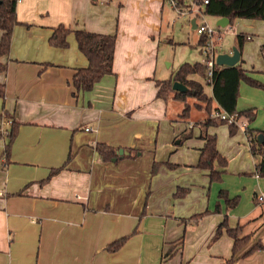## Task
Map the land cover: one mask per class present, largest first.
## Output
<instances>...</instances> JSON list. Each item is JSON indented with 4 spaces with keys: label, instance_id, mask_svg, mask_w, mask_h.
Wrapping results in <instances>:
<instances>
[{
    "label": "crops",
    "instance_id": "1",
    "mask_svg": "<svg viewBox=\"0 0 264 264\" xmlns=\"http://www.w3.org/2000/svg\"><path fill=\"white\" fill-rule=\"evenodd\" d=\"M191 6L184 0L179 12L167 0H17L19 22L8 54L0 56V126L9 127L6 118L17 123L7 157V137L0 134V264H226L232 237L222 227L213 238L223 219L211 211L219 187L241 192L226 222L249 234L243 249L264 242V209L255 197L264 177L253 170L245 129L229 132L225 123L204 129L216 135L226 158L225 166L214 165L222 180L210 182L208 170L196 166L205 109L193 96L174 99L172 87L166 99L156 96V81L166 77L158 47L180 44L172 36L181 17L196 34L190 47L201 53ZM207 15L221 35V52L231 51L237 33L250 35L240 65L264 82V19L220 26L219 16ZM58 24L70 30L64 47L48 42ZM78 28L115 34L112 72L89 90L72 84L76 68L87 64L73 34ZM199 76L190 75L210 95ZM235 107H255L248 125L264 130V89L240 80ZM185 130L191 135L181 138ZM99 142L116 147V156L102 159ZM246 179L249 187L241 191ZM204 209L210 210L191 218ZM122 236L119 248H106ZM235 264H264V249Z\"/></svg>",
    "mask_w": 264,
    "mask_h": 264
},
{
    "label": "trees",
    "instance_id": "2",
    "mask_svg": "<svg viewBox=\"0 0 264 264\" xmlns=\"http://www.w3.org/2000/svg\"><path fill=\"white\" fill-rule=\"evenodd\" d=\"M196 2L203 13L216 16H226L229 23H232L236 18H256L264 19V0H207L206 3L201 5L202 0H193ZM17 0H0V56L7 55L10 47V40L12 30L15 24L19 21L16 18L15 7ZM177 6H184V0H176ZM70 32L68 27L63 24L56 25L48 37V42L51 45L64 47L67 45V34ZM73 34L77 43L78 49L86 56L87 64L83 67L76 68L72 76V84L77 90H89L93 87L104 74L112 72L113 50L115 42V34H105L91 32L85 29H74ZM246 36L242 33L235 35V47L240 50ZM204 36L200 35L198 42L202 43ZM3 63L0 62V70H3ZM198 74L206 77V67L200 61L182 62L174 70L172 75L161 81H156L158 89L156 96L166 99L171 91L173 80H177L186 86L183 91H174L172 97L174 99L184 100L187 96H193L197 100L205 101V109L207 112L212 110V101L217 104L216 108L223 109L231 114L236 112L237 115H245L251 118L253 109L237 111L235 107L236 98L238 96V86L240 80H245L249 84L260 86L261 83L256 79L247 75L245 70L240 65V60L232 65L217 64L213 65L211 80L208 83L211 87V94L207 95L203 90V85L197 80L190 77L191 74ZM4 95V84L0 83V96ZM188 111L185 105L181 111L184 113ZM6 116V115H5ZM225 123L223 119L207 116L205 119L198 121L202 127L200 137L204 139L203 145L200 147L199 156L196 166L208 170L210 181L218 180L221 176L222 170L215 169L214 165L225 166L226 158L222 156L217 150L216 135L206 133L204 129L208 125H215ZM17 123L11 119L8 127V134L6 135L7 141L4 146L3 153L8 154L9 145L16 132ZM229 132H232L236 124H228ZM245 132L249 139V151L255 157V172L258 176L264 177V130L245 127ZM262 135L261 141L258 139V134ZM191 135L190 130H185L181 133L180 137L185 138ZM98 153L102 159H110L116 156V147L109 146L105 143H96L95 145ZM156 168L153 163L151 171ZM238 197L234 196L226 199L225 203L227 208L233 206L237 202ZM209 210H203L191 215V218L197 220L200 216L206 214ZM224 227L226 232L232 237L231 254L226 259V264H235L238 257H244L252 253L257 248L264 249V242L255 241L247 248L246 246L249 235L240 234L241 226L236 225L229 227L226 222V216L218 223L213 238ZM127 236H122L111 243L106 248L108 250H115L119 248Z\"/></svg>",
    "mask_w": 264,
    "mask_h": 264
},
{
    "label": "rangeland",
    "instance_id": "3",
    "mask_svg": "<svg viewBox=\"0 0 264 264\" xmlns=\"http://www.w3.org/2000/svg\"><path fill=\"white\" fill-rule=\"evenodd\" d=\"M210 17L211 16H209L205 13L203 14L204 20L207 23H209L211 26H215L214 21L212 22ZM184 19H186V17L183 16V17H181V19L179 21H177L174 24V33L172 36L173 40L180 43V44L173 45L172 43L160 42L159 47H158V61H159L158 67H160L159 72H161V71L164 72V74L166 75L165 79L169 78L172 75L175 67L180 62H182V61H192L193 62L196 60L200 61V58H201V55L198 54L194 48L190 47V43L193 42V39L196 36V34L192 31V28L185 26L186 22H184ZM229 37H230L229 35H226L224 40H228ZM183 41H188L189 44L184 45L181 43ZM167 63H169V64L167 65ZM170 72H171V74H170ZM252 78L256 79L255 77H252ZM256 80L259 81V79H256ZM242 81L249 84L245 80H242ZM203 82L205 84H207L205 79ZM259 83H261L260 86L252 85V84H249V85L264 89V82L259 81ZM196 104L199 108L205 109V101L204 100H197ZM249 108L253 109L252 117L250 119L247 118L245 115H241V117L245 121V127L254 128L252 126H249L248 124L253 121V117L255 115V110H256L255 107H246L243 109H236V110L241 111V110H246ZM205 111H206V109H205ZM211 112H212V110L210 112L206 111L207 116H211ZM225 124H227V123L225 122ZM236 127H238V125H236ZM253 170L255 171V169H253ZM221 180H222V173H221V176L218 180H213V181L214 182H220ZM249 180H250V178H249ZM246 181H247V179H246ZM210 182H212V181H210ZM261 183L263 184V186L261 188L264 189V179H261ZM249 184H250L249 181L242 183L241 191L245 190V188H248ZM253 188H256V186L253 185ZM228 192H229L228 189L225 187H219L218 188L217 197L214 201V206L211 209V211L221 212L223 217H224V216H227V212L230 208L237 206V204L239 203V201L241 199V194H240L241 192L238 191L237 193H234L232 195H229ZM234 196L238 197L237 202L233 206H230L227 208L225 200L230 199ZM222 204H223V208L221 207ZM204 210H210V209H204ZM240 234H241V232H240ZM247 235H249V234H247ZM255 241H260V240L257 239Z\"/></svg>",
    "mask_w": 264,
    "mask_h": 264
},
{
    "label": "built area",
    "instance_id": "4",
    "mask_svg": "<svg viewBox=\"0 0 264 264\" xmlns=\"http://www.w3.org/2000/svg\"><path fill=\"white\" fill-rule=\"evenodd\" d=\"M177 11L181 12L179 8H177V2L176 0H167ZM207 0H202L201 5L206 3ZM191 8L190 12H192L198 20L195 22V30L199 35L204 36V40L200 45V62H202L205 67H206V83L208 84L211 80V75H212V69L213 65L216 63L215 62V57L217 53L221 52V35L219 31L214 27L211 26L209 23H207L204 18H203V12L200 9L199 5L191 0ZM250 35H246V37H249ZM230 52V51H229ZM212 117H216L218 119H223L227 124L234 123L243 129L245 128V121L242 119L241 116L237 115L236 112L234 113H227L225 110L219 108L217 109L214 107L211 112ZM8 126L10 125L11 119L6 118L4 121ZM89 127H85V129H88ZM0 134H3L6 136L8 134V127L7 128H2L0 126ZM1 193V192H0ZM256 199L258 202L261 204V206L264 209V191H259L256 194Z\"/></svg>",
    "mask_w": 264,
    "mask_h": 264
},
{
    "label": "water",
    "instance_id": "5",
    "mask_svg": "<svg viewBox=\"0 0 264 264\" xmlns=\"http://www.w3.org/2000/svg\"><path fill=\"white\" fill-rule=\"evenodd\" d=\"M228 22H229V20L226 16H219V18L216 21V24H218L220 26H224ZM238 60H239V50L235 46H232L230 52H219V53H217V55L215 57V62L217 64H220V65L221 64L232 65V64L236 63ZM171 87H172V89H175L178 91H183L186 89V86L177 80L172 81ZM257 137L261 141L262 135L260 133L257 135ZM122 152H123V150L121 148H119L118 153L121 154Z\"/></svg>",
    "mask_w": 264,
    "mask_h": 264
}]
</instances>
